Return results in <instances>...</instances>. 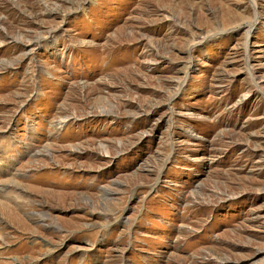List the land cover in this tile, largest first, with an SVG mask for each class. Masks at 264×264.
I'll list each match as a JSON object with an SVG mask.
<instances>
[{
    "label": "rangeland",
    "instance_id": "374dc122",
    "mask_svg": "<svg viewBox=\"0 0 264 264\" xmlns=\"http://www.w3.org/2000/svg\"><path fill=\"white\" fill-rule=\"evenodd\" d=\"M0 264H264V0H0Z\"/></svg>",
    "mask_w": 264,
    "mask_h": 264
}]
</instances>
